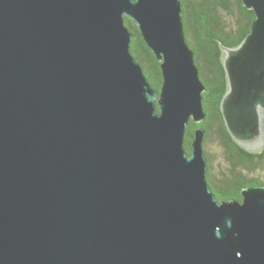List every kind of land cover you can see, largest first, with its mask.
Returning <instances> with one entry per match:
<instances>
[{"label": "water", "instance_id": "water-1", "mask_svg": "<svg viewBox=\"0 0 264 264\" xmlns=\"http://www.w3.org/2000/svg\"><path fill=\"white\" fill-rule=\"evenodd\" d=\"M219 42L233 140L264 148V0ZM180 0H0V264H264V186L207 182L205 86ZM134 21L159 61L130 52ZM158 107V110H157Z\"/></svg>", "mask_w": 264, "mask_h": 264}, {"label": "trees", "instance_id": "trees-1", "mask_svg": "<svg viewBox=\"0 0 264 264\" xmlns=\"http://www.w3.org/2000/svg\"><path fill=\"white\" fill-rule=\"evenodd\" d=\"M186 40L194 52L199 76L205 86L202 103L206 113L200 123L190 121L185 132V148L191 152V141L197 126L204 128L203 150L207 160V182L218 200H241V189L263 185L259 176L264 170V148L251 152L238 145L226 129L220 100L227 89L222 65L223 51L219 42L237 46L250 30L255 18L252 9L242 0H180ZM125 24L132 33L130 52L141 64L153 88L159 90L162 74L155 54L147 46L134 21L125 17ZM158 110V107H157ZM220 150L221 158L216 175L213 172V155L208 143Z\"/></svg>", "mask_w": 264, "mask_h": 264}, {"label": "rangeland", "instance_id": "rangeland-1", "mask_svg": "<svg viewBox=\"0 0 264 264\" xmlns=\"http://www.w3.org/2000/svg\"><path fill=\"white\" fill-rule=\"evenodd\" d=\"M208 150L211 152V154L213 155V158H214L213 172L216 175L217 169H218V163H219V160L221 158L220 150H218L216 148V145L211 141H210V143H208ZM259 176L262 177V179H264V170L260 171Z\"/></svg>", "mask_w": 264, "mask_h": 264}]
</instances>
